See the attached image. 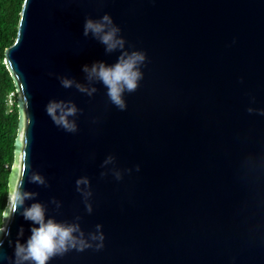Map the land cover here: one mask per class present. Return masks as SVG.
<instances>
[{
    "label": "water",
    "instance_id": "obj_1",
    "mask_svg": "<svg viewBox=\"0 0 264 264\" xmlns=\"http://www.w3.org/2000/svg\"><path fill=\"white\" fill-rule=\"evenodd\" d=\"M104 14L146 56L124 111L82 71L120 55L83 34ZM5 63L19 94L9 188L91 245L49 264H264V0H25ZM51 101L76 107V131ZM4 222L0 264H15L31 224Z\"/></svg>",
    "mask_w": 264,
    "mask_h": 264
},
{
    "label": "clouds",
    "instance_id": "obj_2",
    "mask_svg": "<svg viewBox=\"0 0 264 264\" xmlns=\"http://www.w3.org/2000/svg\"><path fill=\"white\" fill-rule=\"evenodd\" d=\"M120 29L109 14H104L99 18H87L83 26V34L92 36L104 45L108 53L120 51L114 64H106L102 61L94 62L91 66L84 65L82 71L86 74L89 83L99 82L107 90V96L111 103L121 111L126 110L125 93L134 92L143 78L142 66L145 63L146 56L140 51H126L125 41L119 35ZM61 83L65 87L72 85L73 81L63 78ZM80 91L92 95L96 89H91L77 85ZM48 115L58 126L63 127L66 131H76V124L69 117L74 116L77 112L76 107L65 106L60 102L51 101L46 106ZM111 157L105 161L109 163ZM119 178V174H117ZM33 182L44 184V179L40 175L32 177ZM85 180H78L77 187L86 184ZM33 198V194L25 192L21 183L11 186L8 192L7 210L2 214L0 219V234L10 235V230L4 222H10L11 217L19 213L23 218L30 222L31 235L27 240L21 242L19 239L15 245V264H49L50 260L57 255H63L69 250H84L91 246L85 239L78 224H66L57 222L54 218L46 217V208L39 202H34L26 206V201ZM89 211L91 208L89 207ZM99 231V226H98ZM23 235V228L18 236ZM92 240L102 242L103 236L93 235ZM3 241L0 240V244ZM100 246V245H98Z\"/></svg>",
    "mask_w": 264,
    "mask_h": 264
},
{
    "label": "trees",
    "instance_id": "obj_3",
    "mask_svg": "<svg viewBox=\"0 0 264 264\" xmlns=\"http://www.w3.org/2000/svg\"><path fill=\"white\" fill-rule=\"evenodd\" d=\"M24 4L25 0H0V214L7 207L9 176L16 162L15 142L19 135V94L5 59L18 37Z\"/></svg>",
    "mask_w": 264,
    "mask_h": 264
}]
</instances>
